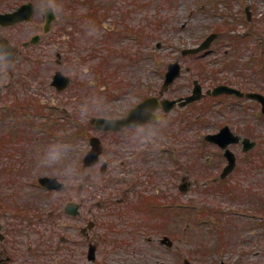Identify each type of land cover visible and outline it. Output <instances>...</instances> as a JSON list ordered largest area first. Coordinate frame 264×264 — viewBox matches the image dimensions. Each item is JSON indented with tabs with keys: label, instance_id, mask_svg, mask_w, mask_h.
Listing matches in <instances>:
<instances>
[{
	"label": "rangeland",
	"instance_id": "rangeland-1",
	"mask_svg": "<svg viewBox=\"0 0 264 264\" xmlns=\"http://www.w3.org/2000/svg\"><path fill=\"white\" fill-rule=\"evenodd\" d=\"M46 2L61 5V20L75 30L73 42L62 43L68 61L60 68L54 58L34 49L29 62L14 64L20 75L11 80L10 89L1 88L6 96L0 97V197H10L12 208L4 209V219L17 249L39 247L41 264H188L185 259L191 264H264V114L255 101L222 95L188 105L186 131L179 129L174 137L164 124L153 168L139 164L152 177L150 182L145 172L137 185L132 184V174L127 180L108 181L97 176L95 168L83 166L89 138L96 133L93 118L117 115L113 106H123L126 97L136 98L137 86L146 93L141 84L153 70L162 81L163 70L178 57L184 71L174 96L190 93L195 78L205 90L231 78L263 83L264 0H41ZM91 27L96 33L89 35ZM214 31L220 36L207 52L181 55L183 48L197 46ZM234 34L243 36L235 39ZM50 54L55 57L56 51ZM225 65L230 69L223 70ZM57 69L71 78L60 92L51 85ZM159 80L149 93L160 88ZM85 104L88 112L82 117ZM226 123L257 145L248 153L241 144L231 145L238 165L221 180L223 150L204 141L203 135ZM54 142L74 146L67 157L76 162V182H67L52 169L37 168L39 156ZM208 157L211 162H204ZM44 174L65 181L66 190L47 192L38 182ZM184 175L192 180L188 193L179 189ZM126 186L132 187L129 202L120 204ZM155 192L158 204L173 208L141 205ZM69 200L83 205L72 219L64 215ZM130 203L139 207L131 208ZM15 207L30 209L15 212ZM91 220L94 226L83 232ZM63 221L71 227H60ZM164 235L173 246L161 243ZM90 241L98 244L95 263L88 259Z\"/></svg>",
	"mask_w": 264,
	"mask_h": 264
},
{
	"label": "flooded vegetation",
	"instance_id": "flooded-vegetation-1",
	"mask_svg": "<svg viewBox=\"0 0 264 264\" xmlns=\"http://www.w3.org/2000/svg\"><path fill=\"white\" fill-rule=\"evenodd\" d=\"M44 5H47V2L41 4V0H0V13H15L19 9H22V11L17 14L18 20L6 23L0 22V46L4 47L3 50L5 51L1 57H5L10 61L8 67L0 65V80H3V83H0V97L6 96L5 91H1V88L9 87L8 89H10L12 84L11 80L15 76L20 75L19 69H16L14 66L16 61L23 63L29 62L31 60L32 50H42L45 57L54 58L55 63L60 68L64 67L65 61L69 59L68 50L62 46V43L67 42L70 45L74 40L75 30L73 29L72 31L71 25L66 27V23L61 20L63 13L58 14V11L54 12L50 7H43ZM48 13L55 16L51 23L47 21V17L49 16ZM68 14L70 13H67L66 18ZM69 28H71V30H69ZM34 37H36V41H33ZM52 51H56L55 57L50 54ZM59 70L63 72L62 69ZM153 72V75L147 77V82L141 84L145 88L144 91L147 92H143L141 87L137 86V89L133 92L136 98H134V96L126 97L123 106L122 103L113 106L116 111L118 110L117 115H110L109 117H121L127 114L137 103L151 95H161V98H180L183 96H174L177 88L175 83L171 84L165 92L161 93L165 71L162 72L163 76L160 77V79H163L162 81L155 75V70H153ZM158 80L161 84L160 88H158L157 91L149 93L152 88L157 85ZM94 82L95 81H91L90 84L94 85ZM135 82L141 83L140 81ZM252 83L256 84L254 81L247 80V85H244L242 89L245 91H260L264 93V81L257 85H252ZM121 106L123 107L122 109H120ZM185 109L186 107H175L173 110L166 113L163 112L162 107H160L157 112L161 114V119H165L167 122L163 124L151 122L155 125V128L151 131L146 127L149 122L139 125H125L119 130L98 131L97 135L101 138V155L99 162L91 166V168L97 170V176L104 177L111 181L114 179L127 180L132 174L134 176L132 184L137 185L140 181L141 174L145 172L139 169V164L144 162L148 165L151 164L153 168V162L159 157L160 140L158 133L165 129L164 124H168L173 131L172 134L174 137H177L179 134V129L185 130L187 119ZM182 122L184 128H182ZM0 147L2 146L0 145ZM147 170L150 173L154 172L153 170L150 171L148 168ZM145 174L148 176L146 181L150 182L152 177L146 172ZM4 175L9 176V172H5ZM168 184L174 185L172 182H168ZM131 188L130 186L124 187V196L118 200V203L125 204L129 202L127 194ZM158 192L159 190L157 189V193ZM9 204V196L0 197V264H41L39 258H43V254L40 252L41 250L39 247H37V249L33 248V251L29 247L24 249L28 252V255L24 250L17 249L16 246L18 243L15 240V236L11 235L12 229L9 223L5 224L6 220L4 219L8 218L5 216L7 213H5L4 209L8 210L12 208ZM98 204L101 205L102 202L99 201ZM64 215L69 219L74 218L65 211V207ZM69 225L68 223L65 226H60L64 229ZM92 226H94V224H92ZM85 233H87V229ZM61 240L65 243L67 239L62 237ZM50 241L52 240L50 239ZM90 243L95 244L96 242L90 241ZM97 260L98 257L96 256V259L91 262L95 263ZM222 264L227 263L223 261Z\"/></svg>",
	"mask_w": 264,
	"mask_h": 264
},
{
	"label": "water",
	"instance_id": "water-1",
	"mask_svg": "<svg viewBox=\"0 0 264 264\" xmlns=\"http://www.w3.org/2000/svg\"><path fill=\"white\" fill-rule=\"evenodd\" d=\"M11 16H13V14H1L0 20H1V18H2V20H4V18L11 17ZM216 37H217V33H212L205 39V41L201 45H199L198 47H194V48L184 49L183 53L184 54L196 53L200 50L208 48L211 45L212 41ZM180 73H181V65L178 62L171 63L169 65V70L166 73V81L164 83V87H167L168 84L173 82L174 79ZM53 83L55 85H57V87L59 89H63L68 85L69 78L58 71L55 74ZM222 92H230V93L235 92L239 95L244 94L241 91L234 89L232 87H229L227 85H218L213 90V94H219ZM247 95L251 96V97L259 98L261 100V102L263 103V111H264V96L263 95L258 94V93H247ZM202 96H203L202 86L199 84V82L197 80H195V87L193 90V94L187 96L186 100L183 101L181 104H186L188 102L197 100V99L201 98ZM156 99L157 98H155V97L147 98L145 101H143L141 104H139L136 108H134L127 117H125L123 119L115 120V119H107L104 117H98L94 120V122L98 128H103V129H107V128L116 129L118 126H120L123 123L144 122L146 119L150 118V115H148L146 113V111L148 109L152 110V109L157 107L158 103H157ZM164 104H165V109L170 110L175 105V101L165 100ZM205 138L212 141V142H218L223 147H227L228 144L231 142H235V141L240 140V136L234 135L230 131V128L227 126L222 128L221 132L216 133V134H208L205 136ZM92 143H93V148L91 150H89L85 156L86 165H91V164L96 163L99 159V154L101 152L99 138H97V137L92 138ZM244 143H245V146H244L245 150H249V149L253 148V146L255 145V143L250 141V139H248V138H246L244 140ZM225 154L227 155V157L229 159V164L225 168L224 173H222V177L227 176L233 170V168L235 166V159H236L233 152L230 151L229 149H227V152ZM41 182L48 188H56L58 190H61L65 187L64 183L59 181L56 177L45 176V177L41 178ZM188 185H189V181H184L181 184V187H180L181 190L186 192L188 190ZM66 210H67V212H69L71 214H77L79 212V204L75 203V202H69L67 204ZM162 241L167 242V244H169V245L173 244V241L171 239H169V237H165ZM95 250H96V246L91 245L90 250H89V253H90L89 257L91 259L95 258Z\"/></svg>",
	"mask_w": 264,
	"mask_h": 264
},
{
	"label": "clouds",
	"instance_id": "clouds-1",
	"mask_svg": "<svg viewBox=\"0 0 264 264\" xmlns=\"http://www.w3.org/2000/svg\"><path fill=\"white\" fill-rule=\"evenodd\" d=\"M43 7H50L54 12L61 10L62 6L56 4L54 2H50ZM96 33L95 27H91L89 29V35ZM10 61H8L5 57H0V65L3 67H8ZM83 72H87V66H84L82 69ZM88 112V105H83L81 109V116H85ZM167 121L165 119H161L159 123L163 124ZM148 130H153L155 125L149 122L146 125ZM74 146L69 143L64 142H54L47 146L44 150L43 154L39 156L37 160V168H48L58 172L60 175L66 178V181L69 183L76 182V177L79 176V172L76 166V162L74 159H69L67 157V153L69 151H73Z\"/></svg>",
	"mask_w": 264,
	"mask_h": 264
},
{
	"label": "trees",
	"instance_id": "trees-1",
	"mask_svg": "<svg viewBox=\"0 0 264 264\" xmlns=\"http://www.w3.org/2000/svg\"><path fill=\"white\" fill-rule=\"evenodd\" d=\"M234 38H235V39H238L236 36H234ZM233 47H234V49H235V48H239V45L233 43ZM225 66H226V65H225ZM228 68H229V67H228V65H227L226 68L223 69V70H227ZM229 69H230V68H229Z\"/></svg>",
	"mask_w": 264,
	"mask_h": 264
}]
</instances>
